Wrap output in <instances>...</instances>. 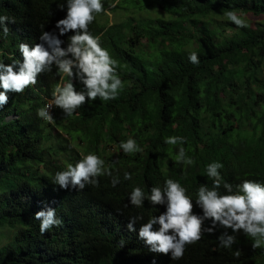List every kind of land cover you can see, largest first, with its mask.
I'll use <instances>...</instances> for the list:
<instances>
[{
	"label": "trees",
	"instance_id": "trees-1",
	"mask_svg": "<svg viewBox=\"0 0 264 264\" xmlns=\"http://www.w3.org/2000/svg\"><path fill=\"white\" fill-rule=\"evenodd\" d=\"M4 229L0 264H264V0H0Z\"/></svg>",
	"mask_w": 264,
	"mask_h": 264
},
{
	"label": "clouds",
	"instance_id": "clouds-1",
	"mask_svg": "<svg viewBox=\"0 0 264 264\" xmlns=\"http://www.w3.org/2000/svg\"><path fill=\"white\" fill-rule=\"evenodd\" d=\"M48 102H50V103L53 104V112L50 115V117L48 119H46L47 121H49L52 118L53 114H54V110H55V97L53 99L47 100L46 103L44 104V106H43V117H44V119H45L44 108H45V105ZM137 191L139 193V190L138 189H137ZM142 191H145V190H142ZM204 191H206V190H204ZM145 194H146V192H145ZM191 195L192 194L187 195L188 198H189V200H190V202L191 203H197V202H194L191 199ZM143 197H145V195L142 196V194H141V197H138V194L137 195H129V198H130V206H129V208H130V212L132 213V215H135L137 217H139V216L140 217H143V214H144L143 209H142V206L144 205L143 204V201L144 200H142ZM149 205H150V203H149Z\"/></svg>",
	"mask_w": 264,
	"mask_h": 264
},
{
	"label": "rangeland",
	"instance_id": "rangeland-1",
	"mask_svg": "<svg viewBox=\"0 0 264 264\" xmlns=\"http://www.w3.org/2000/svg\"><path fill=\"white\" fill-rule=\"evenodd\" d=\"M236 17H240L242 19V21H249L251 22L250 20H248L247 17H243V16H239V14H235ZM102 21H105L107 20L108 24H114V23H119L123 20L126 19V15L120 11V10H117L116 12H107L106 14V17H102ZM237 22H241V20L239 19L236 20ZM252 23V22H251ZM251 25H254V24H251ZM52 133H54V131L52 130ZM48 136L50 135V132L47 134ZM2 233H4L3 236L0 235V242L3 243L5 242V239H6V236H8V231L6 229L2 230Z\"/></svg>",
	"mask_w": 264,
	"mask_h": 264
},
{
	"label": "built area",
	"instance_id": "built-area-1",
	"mask_svg": "<svg viewBox=\"0 0 264 264\" xmlns=\"http://www.w3.org/2000/svg\"><path fill=\"white\" fill-rule=\"evenodd\" d=\"M53 112V104L48 102L44 108L45 119H48Z\"/></svg>",
	"mask_w": 264,
	"mask_h": 264
}]
</instances>
